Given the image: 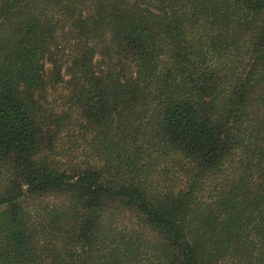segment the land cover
I'll return each instance as SVG.
<instances>
[{
  "label": "trees",
  "instance_id": "obj_1",
  "mask_svg": "<svg viewBox=\"0 0 264 264\" xmlns=\"http://www.w3.org/2000/svg\"><path fill=\"white\" fill-rule=\"evenodd\" d=\"M0 264H264V0H0Z\"/></svg>",
  "mask_w": 264,
  "mask_h": 264
},
{
  "label": "rangeland",
  "instance_id": "obj_2",
  "mask_svg": "<svg viewBox=\"0 0 264 264\" xmlns=\"http://www.w3.org/2000/svg\"><path fill=\"white\" fill-rule=\"evenodd\" d=\"M181 167H173V166H171V170L172 171H177V170H179ZM184 177H185V175H184ZM170 182L173 184L172 185V187H175V186H183L182 184L184 183V181H181L180 179H177V178H175V180H170ZM165 184H167V183H164V184H162V185H165ZM168 186H170V185H168ZM41 200H47L48 199V197H42V198H40ZM29 201H30V204H31V206L33 205H35L38 201H36V202H34L33 200H31V199H29ZM32 201V202H31ZM126 213H129V212H126ZM122 220H125V221H123V222H125V223H134V221L130 218V215L129 214H124L123 215V218H122Z\"/></svg>",
  "mask_w": 264,
  "mask_h": 264
}]
</instances>
